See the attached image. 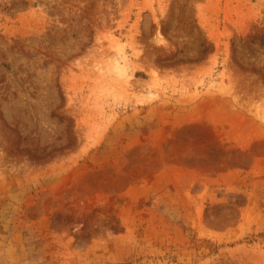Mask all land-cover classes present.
<instances>
[{
	"label": "rangeland",
	"instance_id": "1",
	"mask_svg": "<svg viewBox=\"0 0 264 264\" xmlns=\"http://www.w3.org/2000/svg\"><path fill=\"white\" fill-rule=\"evenodd\" d=\"M0 264H264V0H0Z\"/></svg>",
	"mask_w": 264,
	"mask_h": 264
}]
</instances>
